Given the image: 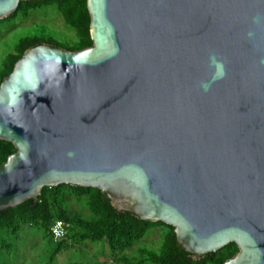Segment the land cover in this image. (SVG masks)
Returning a JSON list of instances; mask_svg holds the SVG:
<instances>
[{"label":"water","instance_id":"water-1","mask_svg":"<svg viewBox=\"0 0 264 264\" xmlns=\"http://www.w3.org/2000/svg\"><path fill=\"white\" fill-rule=\"evenodd\" d=\"M33 0H0V20ZM92 46L27 50L0 85V212L61 185L264 264V0H87Z\"/></svg>","mask_w":264,"mask_h":264},{"label":"trees","instance_id":"trees-1","mask_svg":"<svg viewBox=\"0 0 264 264\" xmlns=\"http://www.w3.org/2000/svg\"><path fill=\"white\" fill-rule=\"evenodd\" d=\"M49 7L58 9L66 25L75 31L76 41L63 44L39 37L22 40L15 51L7 55L0 69V85L29 49L49 45L53 48L79 51L92 46L87 0L25 1L21 2L16 13L8 18H16L20 15L23 19H27L32 11ZM15 151L11 143L0 141V165L5 163ZM70 199L82 201L90 215L86 217L79 214L71 215L66 207ZM57 220L65 223L68 237L67 240L55 242L57 248L52 256L72 247L73 241L78 240L106 242L112 256L115 257L118 253L132 248L157 227L164 230L163 244L158 251L146 254L139 264H225L239 251L238 247L231 243L216 253L202 256L185 252L183 248H179L173 227L161 222L143 221L131 212H117L104 192L71 185L45 187L34 205L32 201H28L16 208L0 212V235H18L22 227L28 226L43 229L53 241L51 227ZM2 247L10 252L13 245L2 243ZM121 259L126 262L125 257Z\"/></svg>","mask_w":264,"mask_h":264},{"label":"rangeland","instance_id":"rangeland-1","mask_svg":"<svg viewBox=\"0 0 264 264\" xmlns=\"http://www.w3.org/2000/svg\"><path fill=\"white\" fill-rule=\"evenodd\" d=\"M33 37L63 44L76 41L75 31L66 25L55 7L32 11L27 19L19 15L0 20V69L7 55L13 53L22 40ZM66 207L71 215H90L82 201L70 199ZM163 237L164 230L154 228L143 240L115 257L105 251L102 242L88 241L77 242V246L52 256L57 244L50 240L46 232L40 228L24 226L18 235H0V264H139L146 254L160 249ZM2 243L13 245L12 250H4ZM122 257L126 258V262Z\"/></svg>","mask_w":264,"mask_h":264},{"label":"built area","instance_id":"built-area-1","mask_svg":"<svg viewBox=\"0 0 264 264\" xmlns=\"http://www.w3.org/2000/svg\"><path fill=\"white\" fill-rule=\"evenodd\" d=\"M51 236L53 241L56 243L67 240L68 229L63 221H55V223L51 227Z\"/></svg>","mask_w":264,"mask_h":264},{"label":"crops","instance_id":"crops-1","mask_svg":"<svg viewBox=\"0 0 264 264\" xmlns=\"http://www.w3.org/2000/svg\"><path fill=\"white\" fill-rule=\"evenodd\" d=\"M74 243H73V245H71L72 247H75V246H77V242H81V241H78V240H75V241H73ZM85 242V241H84ZM84 242H82V243H84ZM89 242V241H88ZM55 243V242H54ZM105 246V251L109 254V253H111L110 252V249H109V247H108V245L106 244V242H102ZM57 255V254H56Z\"/></svg>","mask_w":264,"mask_h":264}]
</instances>
